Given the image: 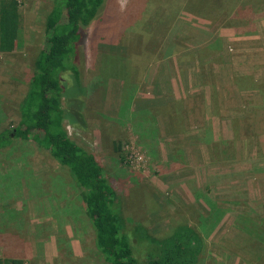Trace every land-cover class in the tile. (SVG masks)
Segmentation results:
<instances>
[{"label":"rangeland","instance_id":"rangeland-1","mask_svg":"<svg viewBox=\"0 0 264 264\" xmlns=\"http://www.w3.org/2000/svg\"><path fill=\"white\" fill-rule=\"evenodd\" d=\"M52 0H19L0 53V129H14ZM63 125L114 189L122 232L186 224L200 264H264V0H104L81 29ZM0 258L102 264L79 193L46 151L0 150Z\"/></svg>","mask_w":264,"mask_h":264},{"label":"trees","instance_id":"trees-1","mask_svg":"<svg viewBox=\"0 0 264 264\" xmlns=\"http://www.w3.org/2000/svg\"><path fill=\"white\" fill-rule=\"evenodd\" d=\"M230 1V0H227ZM104 0H52L44 20V47L33 61L26 94L19 104L14 129H0V150L14 139L46 151L64 169L79 193L102 264H200L203 241L193 227L180 224L163 238L135 230L146 256L135 254L122 232L121 208L114 189L94 155L71 140L63 125L69 112L62 105L61 75L69 72L80 85L74 63L81 29L88 27ZM19 0H0V53H11L20 28ZM0 264H23L0 258Z\"/></svg>","mask_w":264,"mask_h":264}]
</instances>
